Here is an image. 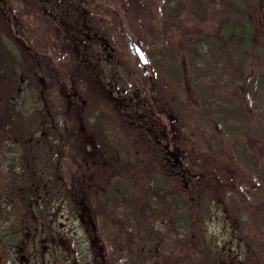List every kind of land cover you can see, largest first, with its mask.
Listing matches in <instances>:
<instances>
[{
    "label": "rangeland",
    "instance_id": "1",
    "mask_svg": "<svg viewBox=\"0 0 264 264\" xmlns=\"http://www.w3.org/2000/svg\"><path fill=\"white\" fill-rule=\"evenodd\" d=\"M175 1L167 12L168 0H0L7 20L0 18V31L38 59L11 78L0 70V99L17 107L14 125L5 124L6 112L0 131L26 149L21 163L45 208L39 228L31 224L32 264H102L105 222H133V215L134 264H264V182L242 160L264 171L256 98L264 0ZM205 42L224 49L219 60L229 65L244 116L231 121L243 130L212 113L191 86L192 52ZM173 58L180 80L167 72ZM11 186L0 173V233L20 222ZM179 204L189 206V230L177 222L176 239ZM6 259L0 244V264Z\"/></svg>",
    "mask_w": 264,
    "mask_h": 264
},
{
    "label": "trees",
    "instance_id": "2",
    "mask_svg": "<svg viewBox=\"0 0 264 264\" xmlns=\"http://www.w3.org/2000/svg\"><path fill=\"white\" fill-rule=\"evenodd\" d=\"M176 2L175 0H168L167 12L172 10ZM20 13L18 12V14ZM1 14L4 16L5 12L4 7L0 4V15ZM0 18H5L6 20V17L2 18L0 16ZM7 32V28L0 31V70L2 73H8L7 75L11 78L17 74L16 71L21 70L19 65H23V71L27 72V67L37 63L38 59L24 55L28 53L29 48H26L25 53H22ZM247 32L251 34V26L247 29ZM247 43L248 44L245 45L246 48L249 47L248 45H250V43L253 44L254 42L252 43L249 40ZM67 45H70V43ZM197 46L198 48L195 49V52H192L193 58L189 65V76L193 90L201 100L210 103L212 113H215L223 121H226L225 123L228 126H231L237 131H239L238 129H245V125L239 122L236 124L237 127L235 128V125L232 124L233 121H231L234 116L240 119H243L244 116L240 101L238 98L235 99L234 96L235 83L232 73L230 74L229 72V65L227 66L219 60L222 53L221 51H224V49L218 47V45L214 46V44H208L207 42L203 45L198 44ZM241 49L242 48L233 52L229 50L226 51V54L229 58H232L234 55L237 56L243 53ZM254 51L255 49L252 50V52ZM9 58H12L13 61L18 64L16 65L17 68H13L8 63ZM158 58L162 59L160 55H158ZM250 61L253 60H244L243 65L249 64ZM33 68L35 69L34 65ZM167 72L171 74L174 80H180V66L175 58L168 60ZM13 81L19 82L17 78ZM83 84H85V82H83ZM257 89L256 98L261 101L259 109H261L264 114L263 76H261L258 81ZM232 100H234V105L232 104ZM13 104L14 103L11 101L3 100V98L0 99V106H3L0 108V113L4 112L0 114V122L7 112L5 124L14 125L13 119L17 107H12ZM7 117H11V119ZM118 144V142H115V146L119 152V150H123L124 147H118ZM121 145H124L123 141H121ZM25 154L26 149L16 136L10 137L9 132L5 133L2 130L0 131V173L3 175L4 180L12 185L11 188H15L14 190H16V193H12L10 197L20 217V222H15L16 224L12 226L3 227L4 229L0 233V244L1 247H4L7 257L4 264H32L34 256L37 253L34 251L35 237L32 232L31 224H35L33 227L35 231L39 228L37 225L41 221V210L43 213L45 208L40 201L39 194H36L39 187L38 182L33 179L26 165L21 163V157ZM242 160L252 171L258 173L264 182V171H257L251 159L244 156ZM157 181L163 183L166 187H170L168 183L165 182L163 176H159ZM124 193L127 196L126 192ZM125 195L123 194V197L122 195L120 196L118 208L121 207L124 200L127 199ZM131 202L130 200L129 204ZM179 206V211L174 212V222L176 224L174 231L177 232V235L174 234V238L176 239H179L182 234L177 222L183 229L189 230V206L186 204H179ZM124 213H128V211ZM137 231H139V226L135 219V215H133V222L128 219L124 221L119 220L117 222H105L103 234L109 245V251L105 252L102 264H134L129 240L132 233ZM168 238H172V236L169 234ZM117 251L120 252L116 255ZM161 264H167V261L163 260Z\"/></svg>",
    "mask_w": 264,
    "mask_h": 264
},
{
    "label": "water",
    "instance_id": "3",
    "mask_svg": "<svg viewBox=\"0 0 264 264\" xmlns=\"http://www.w3.org/2000/svg\"><path fill=\"white\" fill-rule=\"evenodd\" d=\"M130 46H131L132 52L134 54H138V56L140 57L142 65L144 66L147 65V63L149 62V58L147 54L145 53L144 49L135 41H132ZM247 96L250 99V103L252 104V97H251L250 91L247 92Z\"/></svg>",
    "mask_w": 264,
    "mask_h": 264
},
{
    "label": "flooded vegetation",
    "instance_id": "4",
    "mask_svg": "<svg viewBox=\"0 0 264 264\" xmlns=\"http://www.w3.org/2000/svg\"><path fill=\"white\" fill-rule=\"evenodd\" d=\"M128 37H129V39H130V44H131V42L134 41V40H133V38H132L130 35H128ZM130 47H131V46H130Z\"/></svg>",
    "mask_w": 264,
    "mask_h": 264
}]
</instances>
